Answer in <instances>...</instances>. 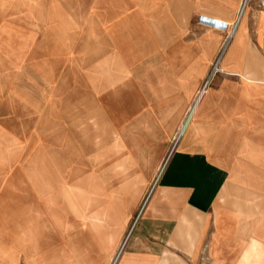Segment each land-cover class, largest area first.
<instances>
[{
	"label": "crops",
	"instance_id": "crops-1",
	"mask_svg": "<svg viewBox=\"0 0 264 264\" xmlns=\"http://www.w3.org/2000/svg\"><path fill=\"white\" fill-rule=\"evenodd\" d=\"M159 1L172 22L160 30L174 38L149 45L156 54L146 51L139 61L138 77L156 95L150 108L153 114L143 123L146 133L149 127L154 128L156 140L148 141L142 146L143 156L138 155L141 163L151 160L148 183L136 201L58 199L48 203V211L43 213L47 264H56L51 252L62 256L70 239L82 241L80 248L91 258H99L101 264H240L250 243L256 250L264 248V38L261 43L260 7L253 2L249 10L248 46L243 54L228 56L234 42L229 40V49L219 61L220 70L213 74L227 32L214 29L221 38L206 41L208 25L199 19L204 16L229 24L230 33L242 0ZM42 2L44 14L136 13L132 0H77L73 6L69 0ZM19 9L20 0H0V143L7 140L13 162V134L3 113L13 98L9 79H13L19 61L14 17ZM191 32L194 37L186 40L185 34ZM49 38L55 43L48 48L57 47V39L52 34ZM206 81L208 90L195 125L165 154L187 106ZM148 119L152 123L148 124ZM137 169L129 167L131 173ZM118 186L104 185L103 192L116 191ZM148 192L151 196L139 214ZM77 210L91 220L85 221ZM90 235H97L98 243Z\"/></svg>",
	"mask_w": 264,
	"mask_h": 264
},
{
	"label": "rangeland",
	"instance_id": "rangeland-1",
	"mask_svg": "<svg viewBox=\"0 0 264 264\" xmlns=\"http://www.w3.org/2000/svg\"><path fill=\"white\" fill-rule=\"evenodd\" d=\"M76 1L69 0V4ZM263 1H243L245 38L239 53L243 54L248 46L247 21L253 2L260 7V42L264 38ZM161 2L132 0L136 12L132 16H62L44 14L42 0H20L19 12L14 15L20 39L19 61L13 79H9L13 98L9 99V110L3 113L13 134L14 162L7 140L0 143V264L48 263L44 256L43 213L53 198L63 199L61 181L72 186L76 177L86 179L94 187L92 200L136 201L143 193L151 160L141 163L139 156L142 146L156 140L154 128L149 127L146 133L143 123L153 114L150 108L156 95L139 79L138 67L140 56L146 51L148 55L156 54L149 45L174 38L160 30L162 25L172 24L161 9ZM202 17L203 24L208 25L204 40L221 38L214 29L227 32V42L220 52L225 55L231 40L230 25ZM236 30L235 35L239 32ZM49 34L57 39V47L48 48L55 43ZM190 37L194 33L184 36L186 40ZM215 72L218 70L212 71ZM199 92L187 106L178 133ZM147 123H152L151 119ZM178 133L165 154L178 139ZM130 166L138 169L131 173ZM155 173L156 170L153 177ZM110 184L119 186L116 191L103 192L104 185ZM84 219L91 220L87 216ZM35 226L41 227L39 231ZM16 232L17 235H6ZM90 236L98 243L97 235ZM83 244L70 239L62 256L54 250L50 255L56 264H101L99 258H91L80 248ZM246 247L240 264H264V248L256 250L251 243Z\"/></svg>",
	"mask_w": 264,
	"mask_h": 264
},
{
	"label": "bare ground",
	"instance_id": "bare-ground-1",
	"mask_svg": "<svg viewBox=\"0 0 264 264\" xmlns=\"http://www.w3.org/2000/svg\"><path fill=\"white\" fill-rule=\"evenodd\" d=\"M243 1L244 0H242L241 7H240L241 8L240 9V13H239V15H237L236 20L234 22V25H233L230 33H229V38H231V39H232V37L234 38V42H233L232 48H231L230 52L228 53V56H231V57L233 55H236L237 52L239 53V50H241V48L243 46V41H244L243 39L245 38V35H244V32H245L244 31V28H245V19H244V11L245 10L244 9L245 8H244V4H243L244 2ZM236 29H239V32L235 35V33L237 31ZM217 69H218V71L220 70L219 65H218ZM207 88L208 87L206 85L199 92V96L195 100L194 106L191 108L190 113H189V116H188L187 120L184 122V124L182 125V127L180 129V133H178L179 134V137H177V138H180V136L181 137L184 136V134L186 135L187 134L186 131H188L190 127H192L193 125H195L196 119L198 117L199 109H200V103H201V101H202L205 93L207 92ZM73 180L75 181V184L72 185V186H68L65 181H61V183H62V186L61 187L62 188L60 189V192H61L62 198L64 200L81 201V202L82 201H90V200H92L90 198H91V193L93 192V188H94L93 185L90 182H88L86 179H83V178L76 177V179H73ZM130 190H131V188L130 189H127L125 192H128ZM132 193H134L135 195H138L139 194L137 190H135V191L133 190ZM150 194H151V192H150ZM150 194H149V196H151ZM54 200L55 199L53 198L51 200V202L54 201ZM143 208L141 209L140 213L142 212ZM77 211H79L78 212L79 215L84 219V215L82 214L81 210H77ZM42 227H44V222L42 223ZM39 228H41V227H36L35 226L36 232L39 231ZM35 236H38L39 237L40 235H35ZM126 241H127V239H126Z\"/></svg>",
	"mask_w": 264,
	"mask_h": 264
},
{
	"label": "built area",
	"instance_id": "built-area-1",
	"mask_svg": "<svg viewBox=\"0 0 264 264\" xmlns=\"http://www.w3.org/2000/svg\"><path fill=\"white\" fill-rule=\"evenodd\" d=\"M246 1H247V0H245V2H246ZM202 19H203V17L200 18V22H201V23H205L204 21H202ZM220 56H221V55H219L218 59L216 60L214 66H213V71H214V70H218L217 67H218V64H219Z\"/></svg>",
	"mask_w": 264,
	"mask_h": 264
}]
</instances>
